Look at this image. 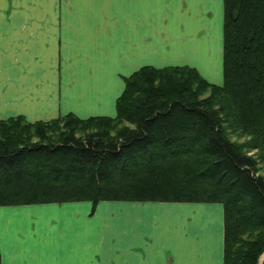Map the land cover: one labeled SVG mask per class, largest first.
<instances>
[{"label":"crops","instance_id":"obj_1","mask_svg":"<svg viewBox=\"0 0 264 264\" xmlns=\"http://www.w3.org/2000/svg\"><path fill=\"white\" fill-rule=\"evenodd\" d=\"M223 25L224 0H0V120L114 117L144 66L221 84ZM93 207L0 206L1 264H224L222 203Z\"/></svg>","mask_w":264,"mask_h":264},{"label":"trees","instance_id":"obj_2","mask_svg":"<svg viewBox=\"0 0 264 264\" xmlns=\"http://www.w3.org/2000/svg\"><path fill=\"white\" fill-rule=\"evenodd\" d=\"M223 68L216 84L195 67L144 66L126 77L114 117L0 120V206L218 202L224 264H260L264 0H224Z\"/></svg>","mask_w":264,"mask_h":264},{"label":"rangeland","instance_id":"obj_3","mask_svg":"<svg viewBox=\"0 0 264 264\" xmlns=\"http://www.w3.org/2000/svg\"><path fill=\"white\" fill-rule=\"evenodd\" d=\"M218 67H219V65H218ZM200 72V71H199ZM202 75V74H201ZM203 76V75H202ZM204 77V76H203ZM207 79V78H206ZM208 80V79H207ZM209 81V80H208ZM210 82H212V81H210ZM212 83H215V82H212ZM217 84V83H216ZM222 84V83H221ZM208 95H210V93H206V94H204L203 95V97H205V96H208ZM229 136H230V138L233 140V141H235V142H238V143H241V144H244V143H246L249 139H250V137L248 136V135H244V134H239V133H233V132H229ZM257 150H253L252 152H251V154H257V152H256ZM260 166V174L261 175H263L264 176V164H260L259 165ZM93 204V203H92ZM178 216H181V218H183V215H178ZM177 222H179V221H176V223ZM167 232H169V233H171V231H167ZM172 234H174L175 236L177 235V229H175V231L174 232H172ZM262 257V256H261Z\"/></svg>","mask_w":264,"mask_h":264},{"label":"water","instance_id":"obj_4","mask_svg":"<svg viewBox=\"0 0 264 264\" xmlns=\"http://www.w3.org/2000/svg\"><path fill=\"white\" fill-rule=\"evenodd\" d=\"M260 264H264V253H263V255H262L261 259H260Z\"/></svg>","mask_w":264,"mask_h":264}]
</instances>
